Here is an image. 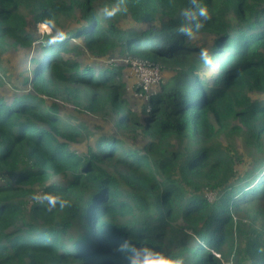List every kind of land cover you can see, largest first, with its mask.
<instances>
[{
    "label": "trees",
    "instance_id": "16d2710c",
    "mask_svg": "<svg viewBox=\"0 0 264 264\" xmlns=\"http://www.w3.org/2000/svg\"><path fill=\"white\" fill-rule=\"evenodd\" d=\"M95 2L0 0V48L31 45L28 15L53 28L25 78L34 91L11 102L0 95V176L11 175L0 183V264H126L115 249L128 238L184 264H264V96H253L264 94V0H202L211 19L197 35L210 34L209 45L175 31L189 0H126L128 11L112 19L103 9L117 0ZM77 12L75 28L57 29ZM201 48L215 69L200 60ZM84 49L179 69L149 91L137 87L148 98L135 111L123 64L97 69L62 55ZM58 99L111 114L119 129L139 127L147 141L140 149L102 134L73 151L86 127L64 123ZM237 137L258 153L241 168ZM36 185L71 207L27 205Z\"/></svg>",
    "mask_w": 264,
    "mask_h": 264
},
{
    "label": "rangeland",
    "instance_id": "374dc122",
    "mask_svg": "<svg viewBox=\"0 0 264 264\" xmlns=\"http://www.w3.org/2000/svg\"><path fill=\"white\" fill-rule=\"evenodd\" d=\"M105 0H96L95 6L98 8V5L105 4ZM81 16L80 12L75 13L74 16L65 17L63 16L56 24V27L61 32L69 31L77 26V20ZM28 32L34 35V39L30 46H24L21 44H8L5 48H0V95L4 96L8 101H12L14 96L17 94L26 93L30 91L31 85L25 82L27 76L32 75V70L34 68L33 58L38 56L41 53V47L39 44V39L43 37V34H53V28L48 24L43 23H34L31 15H28ZM158 22V20H156ZM149 23H135V29H141L148 27ZM191 42H202L200 44L209 45L211 43V35H197L195 39H188ZM71 41L74 43H83L82 38H71ZM11 42V40H10ZM83 45V44H82ZM64 58H74L77 59L82 65L90 64L96 67L97 69L102 65L110 64V59L96 58L90 55L85 49L80 56H73L72 54L63 53ZM114 57H120L123 60V56L119 55L118 52H115ZM134 58H138L133 56ZM140 59V58H138ZM113 63H119V61H111ZM162 66V80L160 83H165L172 75H174L179 67L178 66H168L165 64H159ZM202 73H206V76H211L209 67H205L202 70ZM213 74H217L214 71ZM121 77L126 83L127 91L126 98L129 102V107L135 111H141L142 107L147 103L146 94L137 90V87H140V83L137 78L134 76L131 68L122 66ZM159 83V84H160ZM157 85V84H156ZM154 85L152 88H155ZM141 88V87H140ZM159 89V87L157 88ZM156 89V90H157ZM32 91H34L32 89ZM149 91V90H146ZM87 92L91 93V88H87ZM258 98H262L264 94H253ZM56 100V99H55ZM60 104V116L64 120V123L70 124H80L83 125V132L87 131V136H84L81 140L72 141L69 144V147L73 151L77 152H86L90 145H94L98 137L102 134L117 135L119 138L125 141L126 145L137 147L142 149L144 144L147 141L146 135L143 133L139 127H131L130 129H119L116 126L114 117L111 114L94 112L84 110L80 107H76L72 102L64 101L58 99ZM149 108V107H148ZM62 139V138H61ZM224 139V138H223ZM237 153L243 157L242 160H237L235 163L236 168H241L243 165H250L252 157L256 156L258 153L256 149L252 146H247L239 137L235 139ZM11 175L0 176V183L5 182ZM60 176H55L51 180H59ZM35 191L33 194H29L24 198V201L27 205L33 203L32 196L34 194L40 193L43 194V187L36 185L34 187ZM207 195L210 199L213 198L214 193L208 192ZM26 217V216H25ZM27 217L23 219V222H26Z\"/></svg>",
    "mask_w": 264,
    "mask_h": 264
},
{
    "label": "clouds",
    "instance_id": "9594fccd",
    "mask_svg": "<svg viewBox=\"0 0 264 264\" xmlns=\"http://www.w3.org/2000/svg\"><path fill=\"white\" fill-rule=\"evenodd\" d=\"M189 5L190 7L184 8L181 13L187 22L178 25L175 31L178 35L188 39H195L201 29L204 28L205 23L211 19V16L208 7L202 3V0H189ZM127 11L126 0H117V3L113 7H105L103 9V16L105 19H112L118 13ZM40 23L45 24V22ZM111 57L114 56L112 55ZM199 58L204 65L213 69L217 67L208 48H201L199 50ZM31 198L36 203H46L47 211L49 212L57 207L60 210L71 207V202L63 194L59 193H37ZM115 251L123 256L126 264H184L183 259L175 254H165L132 238L125 239Z\"/></svg>",
    "mask_w": 264,
    "mask_h": 264
},
{
    "label": "built area",
    "instance_id": "2783aa9c",
    "mask_svg": "<svg viewBox=\"0 0 264 264\" xmlns=\"http://www.w3.org/2000/svg\"><path fill=\"white\" fill-rule=\"evenodd\" d=\"M123 57V60H121L120 57H111L110 60L114 62L119 61L124 66L131 68L143 90H150L154 85H158L162 80L163 68L161 65L150 63L144 59L134 58L131 55Z\"/></svg>",
    "mask_w": 264,
    "mask_h": 264
}]
</instances>
